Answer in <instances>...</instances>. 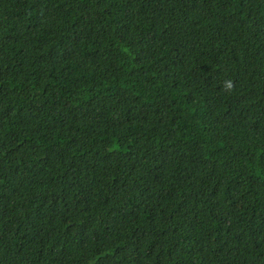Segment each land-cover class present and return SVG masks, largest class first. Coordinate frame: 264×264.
Instances as JSON below:
<instances>
[{
  "label": "trees",
  "instance_id": "trees-1",
  "mask_svg": "<svg viewBox=\"0 0 264 264\" xmlns=\"http://www.w3.org/2000/svg\"><path fill=\"white\" fill-rule=\"evenodd\" d=\"M0 264H264V0H0Z\"/></svg>",
  "mask_w": 264,
  "mask_h": 264
}]
</instances>
